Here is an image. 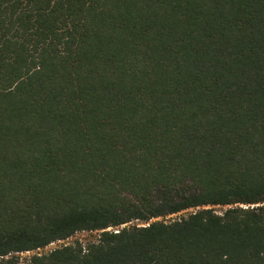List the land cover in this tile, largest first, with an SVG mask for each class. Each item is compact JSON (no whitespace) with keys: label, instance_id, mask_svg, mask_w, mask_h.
<instances>
[{"label":"trees","instance_id":"16d2710c","mask_svg":"<svg viewBox=\"0 0 264 264\" xmlns=\"http://www.w3.org/2000/svg\"><path fill=\"white\" fill-rule=\"evenodd\" d=\"M0 264H264V0H0Z\"/></svg>","mask_w":264,"mask_h":264},{"label":"rangeland","instance_id":"374dc122","mask_svg":"<svg viewBox=\"0 0 264 264\" xmlns=\"http://www.w3.org/2000/svg\"><path fill=\"white\" fill-rule=\"evenodd\" d=\"M90 235H91V233H89V232H79L73 238H71V240H73L75 238H80V239L84 240V239L89 238ZM60 244H61V241H56L53 244H50L47 248H45V250H49V249L54 248V247H56V246H58ZM31 253L32 252H23V253H21V259L25 260V258H27Z\"/></svg>","mask_w":264,"mask_h":264},{"label":"built area","instance_id":"2783aa9c","mask_svg":"<svg viewBox=\"0 0 264 264\" xmlns=\"http://www.w3.org/2000/svg\"><path fill=\"white\" fill-rule=\"evenodd\" d=\"M53 243H54V242H53ZM53 243H52V244H53Z\"/></svg>","mask_w":264,"mask_h":264}]
</instances>
